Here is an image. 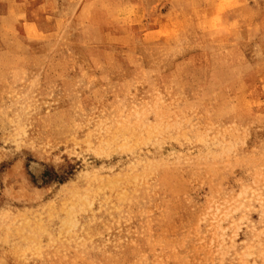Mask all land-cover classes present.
Returning a JSON list of instances; mask_svg holds the SVG:
<instances>
[{
	"label": "rangeland",
	"instance_id": "rangeland-1",
	"mask_svg": "<svg viewBox=\"0 0 264 264\" xmlns=\"http://www.w3.org/2000/svg\"><path fill=\"white\" fill-rule=\"evenodd\" d=\"M0 264H264V0H0Z\"/></svg>",
	"mask_w": 264,
	"mask_h": 264
}]
</instances>
